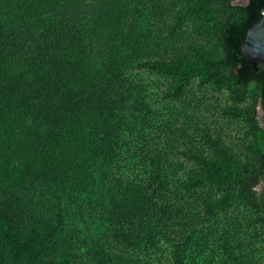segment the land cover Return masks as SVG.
Masks as SVG:
<instances>
[{
	"label": "trees",
	"instance_id": "16d2710c",
	"mask_svg": "<svg viewBox=\"0 0 264 264\" xmlns=\"http://www.w3.org/2000/svg\"><path fill=\"white\" fill-rule=\"evenodd\" d=\"M240 1L0 0V264H159L161 244L189 264L200 190L207 221L241 206L264 240V66L240 50L264 0ZM140 71L176 104L225 91L240 146L184 107L156 124ZM215 239L222 264H263L229 224Z\"/></svg>",
	"mask_w": 264,
	"mask_h": 264
},
{
	"label": "rangeland",
	"instance_id": "374dc122",
	"mask_svg": "<svg viewBox=\"0 0 264 264\" xmlns=\"http://www.w3.org/2000/svg\"><path fill=\"white\" fill-rule=\"evenodd\" d=\"M138 74H141L142 77H144L145 82L153 87V92L150 95L149 100L153 108L157 110L155 116L156 124L162 126L165 122H174L175 119L178 120L180 124H184L185 118L179 116V110H182L184 107L183 112L185 111L194 114L200 120L218 128L229 144L234 147L240 146V138L243 131L246 129L244 123L241 120L228 119L227 117L220 115L214 109V105L217 102L226 101L225 91L213 92L207 87L198 86L197 81L195 80L187 95L186 105H181L164 97L163 90L167 85V80L163 76L154 75L146 71H140ZM253 87V84H251L250 89ZM250 101V99L247 100V102ZM263 115L264 111L259 106L258 116L261 117ZM175 160L183 162L187 169L190 168V163L182 159L180 156L175 157ZM207 194L208 190H200L195 194V197L198 198L199 201L194 200L193 196L191 197L192 200L189 201V203L191 202L192 210L199 212V218L196 220V232L194 233V240L189 253V264H222V256L216 249L215 238L218 235V231H221L226 224H229L233 228L235 235H237V237H239L247 246H250L255 250L264 264V240L256 239L252 234L247 233L249 229L245 228V224L243 223L242 213L248 214L249 212L243 207L238 206L230 212L224 213L223 215L221 214L216 221H207L204 218L205 215L202 202ZM160 248L161 250L159 252L155 251L154 254H144V256L149 261L153 260L159 264H168L169 252L167 244H161Z\"/></svg>",
	"mask_w": 264,
	"mask_h": 264
},
{
	"label": "water",
	"instance_id": "95a60500",
	"mask_svg": "<svg viewBox=\"0 0 264 264\" xmlns=\"http://www.w3.org/2000/svg\"><path fill=\"white\" fill-rule=\"evenodd\" d=\"M240 3H246V0H241ZM240 50L255 69L264 66V12L260 21L248 29L241 42ZM261 186V184L258 185L257 189H261Z\"/></svg>",
	"mask_w": 264,
	"mask_h": 264
},
{
	"label": "flooded vegetation",
	"instance_id": "af4514ba",
	"mask_svg": "<svg viewBox=\"0 0 264 264\" xmlns=\"http://www.w3.org/2000/svg\"><path fill=\"white\" fill-rule=\"evenodd\" d=\"M262 185L261 186V189H259V193H263V196H264V181H261L260 183H259V185Z\"/></svg>",
	"mask_w": 264,
	"mask_h": 264
}]
</instances>
